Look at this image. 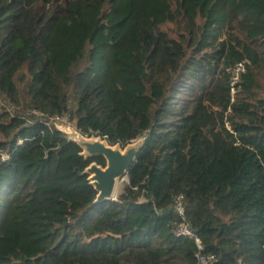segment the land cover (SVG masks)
I'll return each instance as SVG.
<instances>
[{
	"label": "trees",
	"instance_id": "1",
	"mask_svg": "<svg viewBox=\"0 0 264 264\" xmlns=\"http://www.w3.org/2000/svg\"><path fill=\"white\" fill-rule=\"evenodd\" d=\"M54 117L143 138L116 200ZM199 245L264 264V0H0V264H200Z\"/></svg>",
	"mask_w": 264,
	"mask_h": 264
},
{
	"label": "water",
	"instance_id": "2",
	"mask_svg": "<svg viewBox=\"0 0 264 264\" xmlns=\"http://www.w3.org/2000/svg\"><path fill=\"white\" fill-rule=\"evenodd\" d=\"M67 135L69 132H65ZM70 140L82 150L85 158L103 157L106 166L92 162L86 169L89 184L98 192L96 202L116 200L118 185L128 174L143 149L144 141L132 142L122 147L110 145L100 136H85L76 129L71 131Z\"/></svg>",
	"mask_w": 264,
	"mask_h": 264
},
{
	"label": "built area",
	"instance_id": "3",
	"mask_svg": "<svg viewBox=\"0 0 264 264\" xmlns=\"http://www.w3.org/2000/svg\"><path fill=\"white\" fill-rule=\"evenodd\" d=\"M242 70H243L242 64H239L235 68L234 74L236 80L238 79V75ZM60 119H66V117H54L51 119V122H48V125H50L51 123L55 124V122ZM174 208L180 215L184 213V206L182 204L181 197L175 201ZM175 235L177 237H194L195 234L187 223H181L175 230ZM197 258L200 264H214V262L217 260L215 255L213 254H203L202 247L200 245H199V252L197 253Z\"/></svg>",
	"mask_w": 264,
	"mask_h": 264
},
{
	"label": "rangeland",
	"instance_id": "4",
	"mask_svg": "<svg viewBox=\"0 0 264 264\" xmlns=\"http://www.w3.org/2000/svg\"><path fill=\"white\" fill-rule=\"evenodd\" d=\"M56 126L61 129L64 132H69L68 136H71V131L74 130L75 128L73 127V125L71 124L70 120L68 117H66V119H60L58 121L55 122ZM138 141H143V138L136 140L135 142ZM127 180V178L125 177L122 181H120L119 185H118V190H117V194L121 193L123 191L124 188V183ZM117 197V196H116Z\"/></svg>",
	"mask_w": 264,
	"mask_h": 264
}]
</instances>
